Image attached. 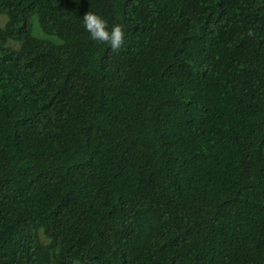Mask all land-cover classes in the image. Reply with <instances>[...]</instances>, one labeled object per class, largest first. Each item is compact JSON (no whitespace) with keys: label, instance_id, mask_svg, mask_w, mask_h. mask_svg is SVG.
<instances>
[{"label":"trees","instance_id":"trees-1","mask_svg":"<svg viewBox=\"0 0 264 264\" xmlns=\"http://www.w3.org/2000/svg\"><path fill=\"white\" fill-rule=\"evenodd\" d=\"M0 14V264H264V0Z\"/></svg>","mask_w":264,"mask_h":264},{"label":"clouds","instance_id":"clouds-1","mask_svg":"<svg viewBox=\"0 0 264 264\" xmlns=\"http://www.w3.org/2000/svg\"><path fill=\"white\" fill-rule=\"evenodd\" d=\"M82 22L93 40L107 42L113 49L119 48L123 43L124 32L120 25H114L109 31L107 21L92 12L83 15Z\"/></svg>","mask_w":264,"mask_h":264},{"label":"rangeland","instance_id":"rangeland-1","mask_svg":"<svg viewBox=\"0 0 264 264\" xmlns=\"http://www.w3.org/2000/svg\"><path fill=\"white\" fill-rule=\"evenodd\" d=\"M6 19H7V17L5 15L0 14V25L4 24ZM32 28H33V34L34 35H36L38 37H43L44 34L41 31V29L39 28L38 23H37L36 20L33 22Z\"/></svg>","mask_w":264,"mask_h":264}]
</instances>
